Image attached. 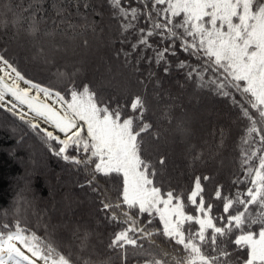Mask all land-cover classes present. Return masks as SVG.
Wrapping results in <instances>:
<instances>
[{
  "label": "snow or ice",
  "instance_id": "1",
  "mask_svg": "<svg viewBox=\"0 0 264 264\" xmlns=\"http://www.w3.org/2000/svg\"><path fill=\"white\" fill-rule=\"evenodd\" d=\"M105 8L134 88L110 64L85 80L67 59L103 41ZM73 20L76 44L60 39ZM0 36H23L24 54L66 80H33L0 44V127L82 175L92 206L88 219L39 207L19 184L0 208V264H264V0H0ZM173 72L226 102L203 135L166 86ZM175 143L205 169L186 195Z\"/></svg>",
  "mask_w": 264,
  "mask_h": 264
},
{
  "label": "trees",
  "instance_id": "2",
  "mask_svg": "<svg viewBox=\"0 0 264 264\" xmlns=\"http://www.w3.org/2000/svg\"><path fill=\"white\" fill-rule=\"evenodd\" d=\"M99 3L100 0H92L93 7ZM72 11L75 10L73 9ZM84 11L81 7L80 12L84 13ZM88 11L90 13L91 8ZM104 11L105 15L101 24L103 28V41H96L97 43L93 45L91 51L85 50L79 55L69 56L67 59L84 61L85 67L87 66V71L83 76L85 80L99 79V73L96 69H99L101 72L105 64H110L116 78L123 79L129 88H134V82L139 73H136L131 66H124L122 61L116 58V51L119 48L116 38L118 35L117 26L115 23L110 22L106 8ZM95 20L100 21L101 18L97 16ZM76 23L77 21L73 20V28L68 30L67 36L69 38L66 40L73 44L79 43V40L82 38L81 36H77L76 31L73 30ZM79 31L83 32V29H79ZM22 37L11 39L9 36H0V44L7 43V46L13 50V58L16 60L20 70L28 77L47 86L63 90L66 86V80L52 75V73H55L54 69L49 73L37 71L24 52H16L13 46H11L20 45L23 47L25 39ZM91 38L96 40L95 37L90 36L89 39L92 40ZM94 60L100 61L98 65L97 63L94 66L92 65ZM140 67L141 72H144L147 68L143 64ZM175 81H178V83H175ZM181 84H183V88H180L179 85ZM166 86L181 96L184 111L191 120V129L196 136L205 134L213 126L214 113L226 108L225 101L215 97L207 90L198 89L191 81L185 82L183 75L179 72H173L171 77L166 78ZM191 95L197 97L198 103L201 105L206 104V107L209 105L213 110L205 118L208 122L204 131H199V127H203L205 120L197 118V108L192 104L194 99H190ZM200 121H203V124H199ZM0 122H3L5 125L10 124V118L6 112L0 111ZM18 135H20V131H17L14 135L8 130L7 126L0 127V208H7L9 206L13 192L19 184L30 182L31 195L35 197V202L39 207H61L65 204H71L72 210L78 218L88 219L87 214L92 207L89 203L90 194L77 186V180H82L83 176L71 170L70 166L62 160L49 154L31 135L25 134L23 143L17 140ZM185 154L187 152L182 143L172 145V159L177 170L183 174L180 178L179 190L186 195L192 187L193 178L202 171H205V169L203 167H196L194 164L189 168V162L183 156ZM111 187L113 193H115L116 186L112 185ZM149 227L158 229L162 225L158 220H154ZM102 231H107V229H102Z\"/></svg>",
  "mask_w": 264,
  "mask_h": 264
},
{
  "label": "rangeland",
  "instance_id": "3",
  "mask_svg": "<svg viewBox=\"0 0 264 264\" xmlns=\"http://www.w3.org/2000/svg\"><path fill=\"white\" fill-rule=\"evenodd\" d=\"M91 35H89V37H90ZM22 38H24V37H22ZM69 37L67 36V35H65V36H63V37H60V39L62 40V41H66L67 39H68ZM25 39V38H24ZM92 40H93V38H91ZM98 42V41H97ZM96 42V43H97ZM24 44V43H23ZM11 46H13V48L15 49V51L16 52H24V45H23V47H21L20 45H11ZM28 59H29V57H27ZM30 60V59H29ZM31 62H32V66L37 70V71H40V72H47V73H49L50 71L49 70H42L41 69V67L39 66V64L36 62V61H33V60H30ZM98 62H100V61H98V60H94L93 61V63H92V65L94 66V65H96V63H97V65H98ZM120 66H121V64H119ZM87 67V66H86ZM97 67H99V66H97ZM122 67V66H121ZM96 68V67H95ZM94 68V69H95ZM104 69V68H103ZM101 72H103V71H101ZM115 72H113L112 71V74H114ZM52 75H54V76H57L55 73H52ZM197 91V90H196ZM190 99H194V101H192L193 103V106H195L197 109H196V113H198V119H200L201 120V118H202V120L204 121L205 120V124L203 125V127L201 128V127H199L200 128V130L199 131H204V129H206L205 128V126L207 125V119H205L206 117H207V115L209 114V113H211L210 111H213L212 110V108H210V106L208 105V107H206V104L205 105H201L200 103H198L199 101H197V97H195V96H193V95H191V98ZM190 101V100H189ZM191 111V110H190ZM198 119H197V121H198ZM203 121H200L199 122V124H203ZM205 133V132H204ZM184 157H185V159L188 161V158H187V154H185V155H183ZM189 162V161H188ZM188 167L190 168V167H192V165H188Z\"/></svg>",
  "mask_w": 264,
  "mask_h": 264
}]
</instances>
